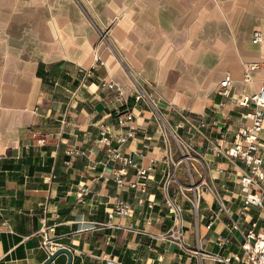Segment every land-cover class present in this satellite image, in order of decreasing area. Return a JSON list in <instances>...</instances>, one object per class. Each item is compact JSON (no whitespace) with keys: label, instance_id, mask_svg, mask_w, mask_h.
Wrapping results in <instances>:
<instances>
[{"label":"crops","instance_id":"obj_1","mask_svg":"<svg viewBox=\"0 0 264 264\" xmlns=\"http://www.w3.org/2000/svg\"><path fill=\"white\" fill-rule=\"evenodd\" d=\"M82 7L103 24L120 16L112 29L114 51L99 42ZM259 31L263 40L254 43ZM95 51L104 63L92 69ZM247 62L259 65L251 81H244ZM126 67L161 111L184 125L182 137L195 151V182L216 187V194L199 187L198 214L184 196L191 175L174 144V160L167 157L166 129L133 98L136 86ZM227 74L234 81L230 97L218 93ZM263 78L264 0H0V264H41L49 257L45 237L53 251L70 247L73 264H227L202 260L198 247L246 264L242 232H229L235 220L251 227L238 216L245 166L213 147L232 145L246 112L233 100L254 94ZM110 79L121 96L101 85ZM129 107L138 135L122 149L148 176L128 165L119 185L123 165L108 164L107 147L98 140L102 125L126 131L119 114ZM186 116H204L207 128L192 130ZM73 148L79 153L71 156ZM174 167L177 180L167 187ZM83 185L90 192L80 199ZM174 194L185 207V247L167 238L175 221L166 199ZM115 196L134 206L128 216L109 218ZM143 197L146 204L138 205ZM221 200L228 213L220 210ZM247 217L264 214L252 207ZM223 236L230 241L221 247ZM67 259L62 254L53 264Z\"/></svg>","mask_w":264,"mask_h":264},{"label":"built area","instance_id":"obj_2","mask_svg":"<svg viewBox=\"0 0 264 264\" xmlns=\"http://www.w3.org/2000/svg\"><path fill=\"white\" fill-rule=\"evenodd\" d=\"M88 20L92 25L95 26L98 32V40L101 44H104L105 47L111 51H114L112 29L117 23L120 21V16H115L111 21L107 24L100 23L96 20L94 15L87 10L85 7H82ZM263 40L262 33L255 32L253 42L260 43ZM94 64L92 69L96 66L104 63L102 55H100L97 51L94 52ZM259 68L258 63L256 62H247L245 63V73H244V81L252 80V71ZM128 70L133 83L135 84V91L133 93V98L137 103L141 101L145 102L151 109L152 114L157 117L162 125L164 126L165 131V141L168 145L167 157L171 160L173 154V143H171L169 138L170 135L175 137L176 142L179 145V148L182 150L183 158L187 164V172L191 175V185L190 190L192 191V195L184 193V189L182 191L184 193L185 198L192 203L193 209L196 214L199 213L201 208V198H202V185H205V189L216 194V187L212 184L210 185L205 179L201 181V185H198L193 178V167L190 164L189 155L186 154L193 149V146L190 143H186L183 138L180 140V135L177 133L179 129H181L184 125L182 123H176L171 128H167L165 126V113H163L160 109V106L155 99L148 94L145 90L144 86L137 81V79L133 76L131 69L126 67ZM84 72L85 77H89L92 74V70H80ZM101 85L107 87L116 92L117 96H121L123 94L122 89L114 80H104L101 82ZM234 86V81H232L231 74H227L221 81L218 88V93L225 97H230L231 91ZM234 103L241 107L246 108V112L244 113V119L241 125L239 132L236 135L232 145H223L218 143L213 147L216 155H224L228 157L234 165H238V163H242L245 166V169L242 170V173L239 176V184L241 187V206L238 210V216L241 218H245L246 221L251 223L250 229H244L241 225V220H235L232 225L229 227V232L234 233L235 230H239L243 234V239L240 242V247L244 251L243 260L246 264H264V228L257 230L260 223L263 221V217H259L257 220L251 218L248 220L249 210L252 207L260 209L261 213L264 214V78L263 83L258 91L254 94H248L243 92L239 95V97L235 98ZM179 112L182 110L178 109ZM119 118V125L121 127H127L126 131L121 134H116L113 130L110 129L107 125H102L100 127L101 136L98 140L101 145H105L107 147V163L112 164L113 162L123 165L121 170H118L116 174V180L119 185H123L124 181L122 179V174L124 173V169L130 165L137 168V174L140 177H147V170L143 167H140L137 160L133 159L130 155L125 154L123 151V146L129 139H135L138 135V129L133 124L134 123V114L131 107L126 108L125 111L121 112ZM198 117L195 116H186L184 121L188 123L189 128L195 130L197 132L202 133L203 129L207 128V121L205 117H201L198 119V122L195 121ZM182 137V136H181ZM114 141L116 144H114ZM39 142L41 144L45 143V139H40ZM71 156H74L79 153L76 148H73L69 151ZM155 163V160L152 161V164ZM194 166V165H193ZM168 182L167 187L176 179V167L168 173ZM138 183L132 182L131 185L135 186ZM89 188L86 185L80 186L78 188V197L83 199V197L88 193ZM146 198L138 199V205L143 206L146 204ZM220 210L228 213L230 208L227 206L224 200H221ZM150 206H154V201L148 203ZM166 204L169 208V211L172 215V219L175 221L174 228L167 235V238H170L176 241L182 247H185L184 242V219L183 213L185 211V207L178 200L176 194L173 196H168L166 199ZM114 207L112 211L109 213V218L112 219L114 215L118 216H128L133 210L134 206L129 202L125 201L122 198L115 196L114 197ZM208 228L211 227V224L207 225ZM230 237L223 236L219 241V245L222 247L225 244L229 243ZM51 241L49 238L45 237L44 247L47 252L50 254L53 250L50 245ZM197 255L201 257L202 260L205 258H210L215 262L224 261L227 264L231 263L232 256H225L221 252L219 253H210L204 251L201 248H196L194 251ZM108 264H118L108 263Z\"/></svg>","mask_w":264,"mask_h":264},{"label":"rangeland","instance_id":"obj_3","mask_svg":"<svg viewBox=\"0 0 264 264\" xmlns=\"http://www.w3.org/2000/svg\"><path fill=\"white\" fill-rule=\"evenodd\" d=\"M164 117H165V126L168 128H172L173 127V125H174V123L172 122V120H170L166 115H164ZM163 124V123H162ZM177 133L180 135V140H181V138H183V139H185V137H181V136H183L182 134V132H181V129H179L178 131H177ZM169 138H170V141H171V143H173L174 144V151L177 153V155L180 157V158H182L183 159V161H182V165H183V168H187V164H186V161L184 160L185 158H183V153H182V150L179 148V145H178V143L176 142V139H175V137H173V136H171L170 135V132H169ZM186 154H188L189 155V158H190V160H189V162H190V164H192V161H196L195 160V158H193L192 157V155L194 156L195 155V151L193 150V149H191V151L190 152H187ZM192 167H193V170L195 169V167L193 166V165H191ZM195 181H198V178H197V176H195ZM189 193L188 194H190V196L192 195V191L191 190H189L188 191Z\"/></svg>","mask_w":264,"mask_h":264},{"label":"water","instance_id":"obj_4","mask_svg":"<svg viewBox=\"0 0 264 264\" xmlns=\"http://www.w3.org/2000/svg\"><path fill=\"white\" fill-rule=\"evenodd\" d=\"M62 254L67 255L68 257L67 264H73L75 254L73 250L67 246H60V247L55 248L54 251H52L49 254V257L41 264H53L54 261L57 259V257H59Z\"/></svg>","mask_w":264,"mask_h":264}]
</instances>
